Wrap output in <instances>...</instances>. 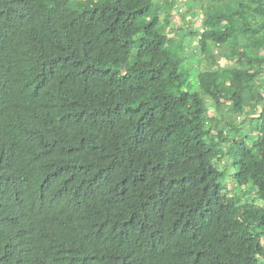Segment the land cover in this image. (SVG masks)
<instances>
[{"label": "trees", "instance_id": "16d2710c", "mask_svg": "<svg viewBox=\"0 0 264 264\" xmlns=\"http://www.w3.org/2000/svg\"><path fill=\"white\" fill-rule=\"evenodd\" d=\"M72 1L0 0V264H262L264 0Z\"/></svg>", "mask_w": 264, "mask_h": 264}, {"label": "rangeland", "instance_id": "374dc122", "mask_svg": "<svg viewBox=\"0 0 264 264\" xmlns=\"http://www.w3.org/2000/svg\"><path fill=\"white\" fill-rule=\"evenodd\" d=\"M167 1H172V0H167ZM176 3L179 5L178 9H175L171 12L170 15V19H169V23H167L168 27L166 29L167 35L169 36V38L174 37V43H180L183 39H185L184 37L186 36V34L190 33V32H194V31H199L201 30V19H202V14L200 11L197 12L198 14V18H195L192 20V25H189L187 23V18L185 17L188 14V6L187 3L189 0H175ZM95 2H97V0H73L72 3H74V5H76V3H81L83 6L85 7H91ZM160 3H162V0L159 1ZM147 16H152V13L147 14ZM161 21L163 23L164 19H165V15L162 13L160 15ZM219 22H216L214 24V26H218ZM189 38V37H187ZM186 38V39H187ZM190 39V38H189ZM189 39H187V41L183 44L184 49L186 50V55H190L191 52L194 53H198V50L196 48V46H198V39L196 37V39H190L191 42L189 41ZM219 52V49L217 47H214L212 49V53L213 54H217ZM219 58V57H218ZM202 62V60L200 61ZM222 67L226 68L229 63L225 62V61H220ZM199 63H195L193 64L195 67H198ZM207 65V62L204 61L200 64V68L199 71H203V67ZM261 82H264V79L260 80ZM261 92L263 93L264 91L261 90ZM264 96V93H263ZM210 109V115L209 116H214L216 114V112L214 111L213 107H211L210 105L208 106ZM260 112V106L257 108L256 111V116H258V113ZM219 171V175H218V181H221V173L223 171L222 168L218 169ZM232 171H229L228 173V178H227V182H226V186H227V190H226V194L229 196H232L233 193L236 192V185H235V180L232 178H229V174ZM248 196L251 195V192H249L247 194ZM244 200V199H243ZM256 206L258 207H263L264 206V201H256ZM262 264H264V262L262 261Z\"/></svg>", "mask_w": 264, "mask_h": 264}]
</instances>
